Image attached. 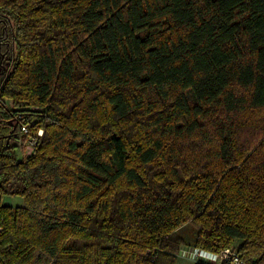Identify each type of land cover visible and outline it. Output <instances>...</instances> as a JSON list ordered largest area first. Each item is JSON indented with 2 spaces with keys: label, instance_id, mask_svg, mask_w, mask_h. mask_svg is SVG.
<instances>
[{
  "label": "trees",
  "instance_id": "1",
  "mask_svg": "<svg viewBox=\"0 0 264 264\" xmlns=\"http://www.w3.org/2000/svg\"><path fill=\"white\" fill-rule=\"evenodd\" d=\"M0 36V264H264V0H0Z\"/></svg>",
  "mask_w": 264,
  "mask_h": 264
},
{
  "label": "built area",
  "instance_id": "2",
  "mask_svg": "<svg viewBox=\"0 0 264 264\" xmlns=\"http://www.w3.org/2000/svg\"><path fill=\"white\" fill-rule=\"evenodd\" d=\"M21 132L25 133L26 128L21 126L19 129ZM41 135V130L38 132ZM29 142V141H28ZM32 142L26 146V150H31ZM184 252H191L192 260H205L212 264H221L225 261H230L232 263L239 262V256L232 249H223L219 252H210L203 249L192 248L188 246H183L180 249L179 255L183 256Z\"/></svg>",
  "mask_w": 264,
  "mask_h": 264
},
{
  "label": "flooded vegetation",
  "instance_id": "3",
  "mask_svg": "<svg viewBox=\"0 0 264 264\" xmlns=\"http://www.w3.org/2000/svg\"><path fill=\"white\" fill-rule=\"evenodd\" d=\"M12 49L8 40L0 36V80L6 76L9 71L11 59H12Z\"/></svg>",
  "mask_w": 264,
  "mask_h": 264
},
{
  "label": "rangeland",
  "instance_id": "4",
  "mask_svg": "<svg viewBox=\"0 0 264 264\" xmlns=\"http://www.w3.org/2000/svg\"><path fill=\"white\" fill-rule=\"evenodd\" d=\"M15 203L19 204V203H23V199L20 198V197H10ZM184 257H188L192 260V257H191V252H184L183 256H180L178 257V262L181 261L180 258H184ZM193 261V260H192Z\"/></svg>",
  "mask_w": 264,
  "mask_h": 264
},
{
  "label": "crops",
  "instance_id": "5",
  "mask_svg": "<svg viewBox=\"0 0 264 264\" xmlns=\"http://www.w3.org/2000/svg\"><path fill=\"white\" fill-rule=\"evenodd\" d=\"M180 259L181 261H179L177 264H193V261L188 257H184Z\"/></svg>",
  "mask_w": 264,
  "mask_h": 264
}]
</instances>
